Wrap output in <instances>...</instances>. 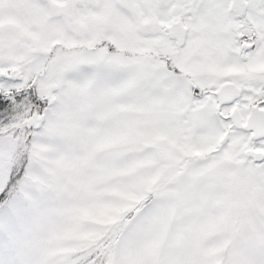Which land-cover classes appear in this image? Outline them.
Wrapping results in <instances>:
<instances>
[{"label":"snow or ice","instance_id":"6c2138e0","mask_svg":"<svg viewBox=\"0 0 264 264\" xmlns=\"http://www.w3.org/2000/svg\"><path fill=\"white\" fill-rule=\"evenodd\" d=\"M0 264H264V0H0Z\"/></svg>","mask_w":264,"mask_h":264}]
</instances>
